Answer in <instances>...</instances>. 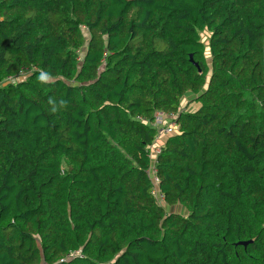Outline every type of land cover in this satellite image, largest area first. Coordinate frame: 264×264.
I'll use <instances>...</instances> for the list:
<instances>
[{
	"label": "trees",
	"instance_id": "trees-1",
	"mask_svg": "<svg viewBox=\"0 0 264 264\" xmlns=\"http://www.w3.org/2000/svg\"><path fill=\"white\" fill-rule=\"evenodd\" d=\"M0 264H264V0H0Z\"/></svg>",
	"mask_w": 264,
	"mask_h": 264
},
{
	"label": "built area",
	"instance_id": "built-area-1",
	"mask_svg": "<svg viewBox=\"0 0 264 264\" xmlns=\"http://www.w3.org/2000/svg\"><path fill=\"white\" fill-rule=\"evenodd\" d=\"M153 126L156 128V136L152 147L154 148L155 152H158L159 148H156L155 144L163 136L165 137L167 135L176 134L178 132V125L175 121H173L172 116L167 115L162 111H158L155 113V120L153 122ZM150 174L153 181V186L151 191L153 195L157 196L158 195L157 183L159 180L155 174V170L153 167L150 170Z\"/></svg>",
	"mask_w": 264,
	"mask_h": 264
},
{
	"label": "rangeland",
	"instance_id": "rangeland-1",
	"mask_svg": "<svg viewBox=\"0 0 264 264\" xmlns=\"http://www.w3.org/2000/svg\"><path fill=\"white\" fill-rule=\"evenodd\" d=\"M205 36H206V34L203 35V37H205ZM186 99H189V97H186ZM186 99L184 100L185 102H186ZM186 105H187L188 108L191 109V108L196 107L198 104L193 103V102H187ZM177 209H178V208H177Z\"/></svg>",
	"mask_w": 264,
	"mask_h": 264
},
{
	"label": "water",
	"instance_id": "water-1",
	"mask_svg": "<svg viewBox=\"0 0 264 264\" xmlns=\"http://www.w3.org/2000/svg\"><path fill=\"white\" fill-rule=\"evenodd\" d=\"M190 61L193 62L191 55H190ZM193 63H194V65L198 66V64L196 62H193ZM248 242H250V241H239V242H237V244L245 246Z\"/></svg>",
	"mask_w": 264,
	"mask_h": 264
},
{
	"label": "crops",
	"instance_id": "crops-1",
	"mask_svg": "<svg viewBox=\"0 0 264 264\" xmlns=\"http://www.w3.org/2000/svg\"><path fill=\"white\" fill-rule=\"evenodd\" d=\"M165 140V137L163 136V137H161L159 140H158V142L155 144V147L156 148H159V147H161V145L163 144V141Z\"/></svg>",
	"mask_w": 264,
	"mask_h": 264
}]
</instances>
